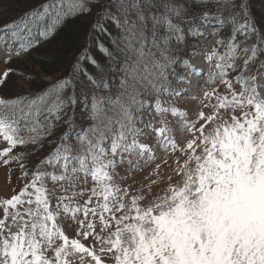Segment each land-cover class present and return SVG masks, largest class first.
Here are the masks:
<instances>
[{
  "label": "snow or ice",
  "instance_id": "snow-or-ice-1",
  "mask_svg": "<svg viewBox=\"0 0 264 264\" xmlns=\"http://www.w3.org/2000/svg\"><path fill=\"white\" fill-rule=\"evenodd\" d=\"M5 18L0 264H264V0Z\"/></svg>",
  "mask_w": 264,
  "mask_h": 264
},
{
  "label": "rangeland",
  "instance_id": "rangeland-1",
  "mask_svg": "<svg viewBox=\"0 0 264 264\" xmlns=\"http://www.w3.org/2000/svg\"><path fill=\"white\" fill-rule=\"evenodd\" d=\"M7 18L5 19H0V24H3L5 22ZM206 32H209L211 31L210 29H205ZM221 35H224L226 36V33H222ZM219 37L217 35H212L211 38L209 39H204L201 41V44L203 45V47H198L197 51L202 53V54H208L210 53L212 50H213V45H214V42L218 39ZM189 55H193L191 53V51L189 52ZM192 62L195 63L196 66H203L206 70V75L204 77L205 80H208L209 79V76H210V73L211 70L209 67V64L206 60L202 59L200 56H196ZM3 68V65L0 64V69ZM5 178H6V171L5 169H3L2 167H0V192H3L4 190V187H5Z\"/></svg>",
  "mask_w": 264,
  "mask_h": 264
},
{
  "label": "trees",
  "instance_id": "trees-1",
  "mask_svg": "<svg viewBox=\"0 0 264 264\" xmlns=\"http://www.w3.org/2000/svg\"><path fill=\"white\" fill-rule=\"evenodd\" d=\"M35 2H38V0H35Z\"/></svg>",
  "mask_w": 264,
  "mask_h": 264
}]
</instances>
